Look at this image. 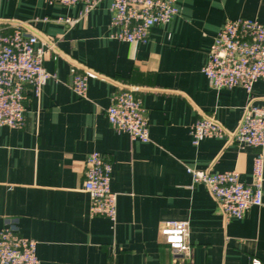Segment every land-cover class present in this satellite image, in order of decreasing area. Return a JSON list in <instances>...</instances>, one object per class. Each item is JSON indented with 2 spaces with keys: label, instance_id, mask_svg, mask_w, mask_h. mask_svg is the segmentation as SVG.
Listing matches in <instances>:
<instances>
[{
  "label": "crops",
  "instance_id": "obj_1",
  "mask_svg": "<svg viewBox=\"0 0 264 264\" xmlns=\"http://www.w3.org/2000/svg\"><path fill=\"white\" fill-rule=\"evenodd\" d=\"M179 12L147 41L112 37L108 1L83 4L0 0V27L22 23L54 47L45 60L55 77L37 95L26 88L22 128L0 125V230L14 220L37 240L41 264H264V196L243 218H226L187 167L236 170L253 180L257 149L231 140L250 103L264 105V80L216 89L203 69L230 19L264 22V0H178ZM65 18L78 19L75 25ZM88 74L85 97L71 69ZM132 88L147 110L151 140H133L107 117L112 95ZM213 116L228 135L193 143L192 128ZM94 151L113 166L117 218L90 214L85 161ZM264 185V184H263ZM264 188V187H263ZM188 220L189 250L162 239L163 220Z\"/></svg>",
  "mask_w": 264,
  "mask_h": 264
},
{
  "label": "built area",
  "instance_id": "obj_2",
  "mask_svg": "<svg viewBox=\"0 0 264 264\" xmlns=\"http://www.w3.org/2000/svg\"><path fill=\"white\" fill-rule=\"evenodd\" d=\"M108 1L111 11L113 38L130 43L148 40L151 28L173 20L179 12L178 0H51L63 6L83 4L88 14L100 2ZM75 25L78 19L65 18ZM54 47L52 39L41 36L22 23L10 29L0 27V125L22 128L25 121L26 88L39 95L55 77L45 67V60ZM216 89L242 86L251 93L259 80H264V22L252 18L228 20L219 30L203 69ZM73 90L85 97L88 74L71 69ZM111 126L126 132L133 140L149 142L147 110L132 88L112 95L107 108ZM228 135L224 125L213 116L205 115L192 128L193 143L205 137ZM238 146L257 149L254 157L253 180L245 183L236 170L212 171L188 166L193 183H204L226 218L241 219L253 206H261L264 196V105L250 102L243 118L231 136ZM113 166L100 152H91L85 161L84 190L90 195V214L117 218L118 195L111 188ZM188 220L167 219L160 225L163 241L177 254L189 250ZM253 264H260L253 259ZM0 264H41L38 242L19 232L14 220L0 230Z\"/></svg>",
  "mask_w": 264,
  "mask_h": 264
}]
</instances>
